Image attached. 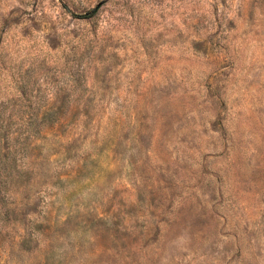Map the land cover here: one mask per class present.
Listing matches in <instances>:
<instances>
[{
  "label": "rangeland",
  "instance_id": "obj_1",
  "mask_svg": "<svg viewBox=\"0 0 264 264\" xmlns=\"http://www.w3.org/2000/svg\"><path fill=\"white\" fill-rule=\"evenodd\" d=\"M0 264H264V0H0Z\"/></svg>",
  "mask_w": 264,
  "mask_h": 264
}]
</instances>
